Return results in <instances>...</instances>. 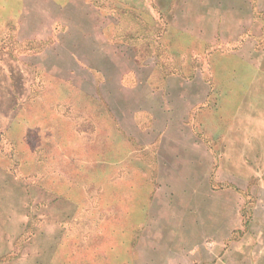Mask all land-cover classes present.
Wrapping results in <instances>:
<instances>
[{
  "label": "rangeland",
  "instance_id": "obj_1",
  "mask_svg": "<svg viewBox=\"0 0 264 264\" xmlns=\"http://www.w3.org/2000/svg\"><path fill=\"white\" fill-rule=\"evenodd\" d=\"M110 1L0 0V264H264V0Z\"/></svg>",
  "mask_w": 264,
  "mask_h": 264
},
{
  "label": "trees",
  "instance_id": "obj_2",
  "mask_svg": "<svg viewBox=\"0 0 264 264\" xmlns=\"http://www.w3.org/2000/svg\"><path fill=\"white\" fill-rule=\"evenodd\" d=\"M115 2H116V1L111 0V1H110V7L115 8V6H114ZM167 12H168V10H166V12H164V15L167 14ZM146 46H147V47H146ZM146 46H145L146 48H150V47H151L150 45H146Z\"/></svg>",
  "mask_w": 264,
  "mask_h": 264
},
{
  "label": "crops",
  "instance_id": "obj_3",
  "mask_svg": "<svg viewBox=\"0 0 264 264\" xmlns=\"http://www.w3.org/2000/svg\"><path fill=\"white\" fill-rule=\"evenodd\" d=\"M220 215H221V212H220Z\"/></svg>",
  "mask_w": 264,
  "mask_h": 264
}]
</instances>
